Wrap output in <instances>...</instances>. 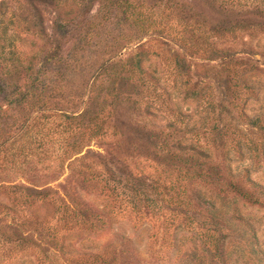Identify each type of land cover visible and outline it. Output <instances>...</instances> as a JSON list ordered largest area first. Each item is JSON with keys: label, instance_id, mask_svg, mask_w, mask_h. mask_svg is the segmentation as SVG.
Here are the masks:
<instances>
[{"label": "rangeland", "instance_id": "rangeland-1", "mask_svg": "<svg viewBox=\"0 0 264 264\" xmlns=\"http://www.w3.org/2000/svg\"><path fill=\"white\" fill-rule=\"evenodd\" d=\"M8 2L23 5L24 11L17 12L25 19L23 28L34 34L38 67L54 45V8L43 0ZM104 2L94 0L85 13L78 10L72 26L61 32L66 64L59 68L61 74H42L53 82L46 101L54 110L27 122L35 144L45 142L53 155L56 150L60 154L29 171L35 183L59 192L61 203L73 199L70 214L76 204L79 211L88 209L91 222L57 220L55 203L46 199L27 208L28 217L18 221L2 210L0 241L5 246L0 264H264V6L253 0H135L153 21L149 32L142 33L132 19L121 17V9ZM252 12L260 23L257 28L236 34L214 31L223 19ZM81 16L85 26L74 27ZM138 44L147 52V75L164 88L152 95L160 94L162 101L171 98L188 122L177 136L204 147L211 158L206 164L191 160L192 175L180 160L170 159L168 167L162 152L147 154L162 141L149 138L145 123H135L142 117L132 109L140 94L129 87L120 91L119 110L111 117L122 120L116 122L119 128L131 131L120 139L119 159L136 162L139 171L159 177L162 194L165 186L174 185V204L186 208L191 223L180 209L157 215L136 212L118 189L111 190L113 184L107 186L102 175L96 176L103 173L99 165L93 173L67 167L65 148L72 138L63 114L80 110L94 96L110 100L104 92L109 79L105 74L96 79L93 71L116 50L133 52ZM5 75L1 77L7 81L17 78L15 73ZM90 148L100 149L94 140ZM42 163L58 168L48 170ZM57 170L62 174L57 176ZM194 191L208 198L210 207L198 203ZM213 219L219 220V227H212Z\"/></svg>", "mask_w": 264, "mask_h": 264}, {"label": "trees", "instance_id": "trees-1", "mask_svg": "<svg viewBox=\"0 0 264 264\" xmlns=\"http://www.w3.org/2000/svg\"><path fill=\"white\" fill-rule=\"evenodd\" d=\"M43 1L50 3L54 8L51 28L55 40L52 49L43 56L38 63L40 65L35 67L38 51L35 49V40L32 37L34 34L23 28L22 20L25 19H22L17 12L19 9L24 11L23 5L12 6L8 0H0V213L2 210L9 211L12 213V220L18 221L20 218L28 217V214H25L27 208H32L38 201L46 199L55 203V211L58 213L57 220L85 224L91 222L89 221L90 214L87 213L88 209L79 211L76 204L73 213L70 214V203L74 202L73 199L70 198L68 205L66 202V204L61 203L63 198L59 192L35 183L34 174L29 171L38 166L40 162L59 158L60 154L56 150V154L53 155L45 142L35 144V141L31 140V128L28 125L29 129H27V122L36 115L54 110V107H48L46 101L50 96L48 91L51 90L53 82L47 81L48 79H45L42 74L48 72L47 74L52 76L57 72L60 73L59 68H64L66 54L63 52L59 39L61 32L67 25L73 24L72 17L78 15V10L79 13H85L94 0ZM105 1L104 4L109 1L110 6L121 9V17L132 19L137 24L138 31L149 32V26L153 24V21H148V14L144 13L135 0ZM254 2L264 6V0H253L252 3ZM253 13L255 12L238 15L239 17L229 20L223 19L219 23L221 24L219 29H214V31L236 34L246 29L257 28L260 23L253 19ZM82 18L81 16L80 21L75 23L74 27H81V24L82 27L85 26L81 21ZM31 20L29 18L28 21ZM197 24L201 26L200 23ZM202 29L206 32L204 27ZM136 48L138 49L133 52L123 54L116 50L113 55L103 59L93 71L96 79L97 76L104 74L109 79L110 85L103 90L108 93L110 100H106L105 97L97 100L94 96L80 110L63 114L68 119L65 131L67 136L72 138L65 148V153L68 155L67 167L70 170L79 167V169H74L79 173L84 169L93 173L97 172L96 165H99L103 173L97 172L96 176L102 175L100 180L107 186L113 184L110 187L111 190L118 189L125 202L130 204L136 212L157 215L164 211L180 209L187 221L191 223L193 216L187 214L184 210L186 208L174 204V195L177 194V190H173L174 185L169 186L168 189L165 186L166 191L162 194L163 191L158 189L159 177L151 178L139 171L136 162H123L119 159L120 139H124L125 135L130 134L131 131L119 128L116 122L122 120L118 118L113 121L111 117L114 115L112 112L119 110L117 105L121 102L118 98L120 91L129 87H134L140 94L132 109L138 110L140 116L142 113V117L139 120L136 119L135 123H145L143 128H146L149 138L162 141L159 142V149H155V146L145 151L147 154L162 152L168 167L172 164L170 159L180 160L182 164H186L185 172H192V175L195 174V168L189 165L191 160L206 164L211 158L210 153L204 147L177 136L181 127L185 129L188 127V122L183 121L181 117L184 113L171 98L162 101L159 99L160 94L152 95L164 88L160 86L156 78L147 75L149 65L145 64L146 50L139 44ZM216 52V54L222 53L221 50ZM221 56L225 57L223 54ZM180 63L181 59H177L176 70H179ZM51 65H54V68ZM47 66H50L49 70L46 69ZM13 73L16 74V79L7 81L6 78L1 77L2 74L11 76ZM108 106H110L109 110ZM20 115H22L21 120H19ZM92 140L100 148L99 150L90 148ZM42 164L48 170L58 168V165L52 167L49 163ZM61 172L57 170V176L61 175ZM16 177H20L21 181L18 179L16 181L14 179ZM232 186L237 193L246 198L239 183L233 182ZM193 195L198 203L204 204L207 208L210 207L208 198L197 191H194ZM213 220L212 227H219V220ZM99 222L101 221L98 220L97 223ZM3 246H5L4 243L0 241V250L4 248Z\"/></svg>", "mask_w": 264, "mask_h": 264}]
</instances>
